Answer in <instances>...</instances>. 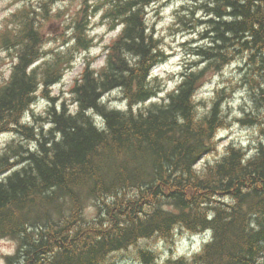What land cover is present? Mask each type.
I'll return each instance as SVG.
<instances>
[{
  "label": "trees",
  "instance_id": "obj_1",
  "mask_svg": "<svg viewBox=\"0 0 264 264\" xmlns=\"http://www.w3.org/2000/svg\"><path fill=\"white\" fill-rule=\"evenodd\" d=\"M159 2L95 0L77 15L72 37L80 50L93 42L87 35L93 12L104 9L101 18L111 29L120 23L125 28L108 47L103 66L86 67L71 103H57L47 87L61 80L73 50L53 51L37 64L44 37L33 23L20 22L11 37L18 58L0 86V134L17 137L0 154V239L20 242L10 264H108L132 248L139 263L161 264L145 242L208 227L213 237L201 252L165 264H264V138L253 152L232 143L218 160L198 168L217 150L218 132L230 125L222 101L229 88L216 92L206 114L193 99L206 74L242 60V82L258 114L240 122L260 126L264 134V0H191L179 19L192 34L188 55L197 59L163 99L159 78L148 77L166 55L145 23L148 8ZM11 44L5 39L6 47ZM123 51L140 57L137 67L129 66ZM43 86L47 110L22 123ZM117 88L127 110L100 103ZM91 202L94 219L85 215Z\"/></svg>",
  "mask_w": 264,
  "mask_h": 264
},
{
  "label": "rangeland",
  "instance_id": "obj_2",
  "mask_svg": "<svg viewBox=\"0 0 264 264\" xmlns=\"http://www.w3.org/2000/svg\"><path fill=\"white\" fill-rule=\"evenodd\" d=\"M37 2L38 0H0V29L4 26L5 23V12H8V14L11 12L9 11V9L13 8L15 4H21L22 6H24L25 4H27L28 2ZM173 2H177V0H168L166 2H164L163 4H160V7L157 9H153L152 10V15L154 17L153 22L151 24V28H152V33L153 35L157 36L160 39V45H164V47L167 48L169 55L167 56V58H165L163 60L162 63H160L158 67L162 66L165 63H168L170 60L174 59L177 55H179L180 53H183V57L182 60L179 63V66L181 68H183V65L188 61V55L186 54V48L189 45L186 41V39H184V36H187L188 34H185V32H181L180 27H184L183 26V22L180 21V26L179 28L176 29V27H171V25H169L166 29H160L158 27V25L160 23H162V21L164 20V17L160 16V11L167 7L169 4L173 3ZM69 7L67 10V13L71 14V12H76V5L77 4H81V0H69ZM181 7V4H180ZM179 7V8H180ZM80 9V7H79ZM78 9V10H79ZM177 9L173 10L172 15L175 16ZM98 13H95L94 16H92V18L95 17V15ZM149 15V14H148ZM177 17V16H176ZM186 17V16H184ZM62 18L58 19V20H54L52 19L50 22V26L49 28H45L47 32H49V37L52 38V43L53 45H55V47L53 48H57V47H61L64 42H63V38L61 37L62 34L65 33L64 31V27L65 24H62ZM177 21V20H176ZM188 21V20H187ZM105 21L103 20V23ZM189 22V21H188ZM100 18V21L98 22L97 25H93V28H95L96 26H100L103 24ZM190 23V22H189ZM176 24V22H175ZM111 30V27L108 25V31ZM164 31L166 33L167 36L172 37L171 42L165 44L164 43V37H160L158 36V32L160 31ZM114 31V30H112ZM58 36V37H57ZM107 37V33L103 34V35H99V38L94 37L95 38V42L93 43V46L90 48V50H83V51H79L73 62L72 65L67 69L65 75L68 76V81L67 82H62L64 81V77L62 78V80L59 82L61 84V87L59 89V95H52V90L53 87L47 88L48 92L47 94H49V96L51 95V97H57V102L62 104L64 102L67 103H71L72 100V94L70 92L71 86L73 84V82L75 81L76 78L80 77L82 71H83V67L85 65V63L89 60V58L91 60H94L95 62H92L93 64H96L97 67L101 66L104 61H105V45L108 43H104L105 38ZM177 37L179 38V40L177 39ZM188 37V36H187ZM110 41H112L111 38H109ZM186 41V42H185ZM189 42V41H188ZM173 45H175V48H179L180 49V53H177V51L175 50V48L173 47ZM93 47H101V53L96 55V56H92L91 55V49ZM15 51V47L12 48L11 50H8L4 47H2L0 45V52H3L6 54L5 55H0V85L4 82H6L5 80H7V78H9L10 75H8L6 77L5 73L8 70V66H11V71L13 68V61L15 59L16 61V53ZM81 52L85 53V55L81 56V63L77 64L75 63L76 57L80 56ZM103 61V63L101 64L100 62ZM242 63V64H239ZM243 61H236L234 64H231L229 66H227L224 71L221 72H209L208 74H206L205 79L203 80L201 86L199 87V93L201 95V101L200 105H201V109H207V103L212 99L213 94L216 93V91H219L220 89H222V87L224 88V90L226 89V87L228 86V84L233 85V83L235 84V91L234 93V97L232 100V104L228 103L227 107H228V113L229 115H232V113L235 112H240L239 116H232L231 119V126L228 127L226 130H223V132H225V135L220 136V138L217 141V152L214 154H210L209 158H205L204 161H202L200 163V166L203 168L205 166V164H207L209 161L214 160L215 158L219 157L221 155V146H223V151L225 150V147L229 144H231L232 141H235L237 143H241L240 139H235L234 137H237L239 135L242 134L243 138L246 140V142H244V145H246V147H249V150L251 149L250 146H253V142L255 144H257L262 138H264V134L263 132L260 130V126L256 127V128H251V129H245L242 124L237 120L238 117H243V115L245 114L244 112H248L249 116L252 113H257L258 114V110L256 109V104L253 102V98L252 95L250 94V90L248 87H246L245 82H242V72L244 71L243 69ZM176 66V65H173ZM182 72V71H181ZM176 73V74H166V76L164 77V79H169V82H171V79H175L178 78L180 76V73ZM225 73H227V75H225ZM160 80L161 77H160ZM163 83V80H162ZM207 85V87H205ZM218 87V89H216ZM229 87V86H228ZM227 87V88H228ZM211 89V96L207 95L208 90ZM216 89V91H215ZM67 92V95L65 94ZM163 94L162 95H166L167 94V90L164 87L163 89ZM236 92V93H235ZM238 92H243L244 95L237 97V93ZM204 95V96H203ZM45 86L42 87L37 95V101L36 104L34 105V108H31V110L29 111V114H27L28 116V120H35V117H40L41 115L44 114V111L47 107V103L45 105V107L41 110V113H37L35 108L39 106L40 101L44 100L47 102V98L45 97ZM49 98V97H48ZM239 99L240 103L237 104L235 106V108H233V104L235 103V100ZM110 103H124L122 101V99L116 96H112L108 99H105ZM204 101V102H203ZM125 107H127V104L125 105ZM143 106H140L139 109H142ZM114 109H118V108H114ZM136 110L138 108H135ZM35 114V115H33ZM11 133H3L0 134V153L4 151L6 145L9 143V141H11ZM251 141V142H250ZM86 213H87V217L88 218H92L96 215L97 213V209L96 206L94 205L93 202L89 203L88 205H86ZM194 237H192L190 234H184L182 236L177 237L176 240H171L170 241H159L158 239H154L150 242H146L145 245L146 246H150L153 249H156L158 251V255L160 256V261H167L170 259H180L181 257H186L189 256V254L191 253L194 244ZM163 243V244H162ZM18 247H19V242L16 239L13 238H4V239H0V264H8V260H7V255H16L17 251H18ZM130 254V255H129ZM169 257V258H168ZM139 264V260H138V256L135 255V249H131L128 252H123V253H119L118 255L113 256L112 259L109 260L108 264Z\"/></svg>",
  "mask_w": 264,
  "mask_h": 264
},
{
  "label": "clouds",
  "instance_id": "obj_3",
  "mask_svg": "<svg viewBox=\"0 0 264 264\" xmlns=\"http://www.w3.org/2000/svg\"><path fill=\"white\" fill-rule=\"evenodd\" d=\"M185 0H177V2H173L171 4H169L167 7L163 8L161 11H160V16L164 17V20L162 21V23H160L158 25V27L160 29H166L169 25H174L175 27H179L178 24H175V21L177 19L176 16L172 15L173 13V10L174 9H179L180 7V4L181 3H184ZM89 3H95V0H89ZM164 3V0H160V4H163ZM188 3H191V0H188ZM160 4H157V3H153L150 5L148 11H149V15L148 17L146 18L145 20V23H147L149 26H151L152 22H153V15H152V10L153 9H157L160 7ZM22 5L21 4H15L13 8L9 9V11H15L16 9H19L21 8ZM33 7H36V4L34 3L33 4ZM69 7V3H68V0H64L63 3H60L59 0L58 2L52 6V12L55 13L58 9H63V8H67ZM79 7H81L80 4H77L76 5V9L78 10ZM39 10V9H37ZM104 13V9H101V11L95 15L94 18H90L91 19V23L88 25V28H89V31L87 32V35L91 38V37H97L99 38V35H103L105 33H107V37L105 38L104 40V43H109L110 40L109 38L111 39H115L121 32L122 30L125 28V24L123 23H120L118 24V26L115 28L114 31H111L109 32L108 31V22L105 21L102 25L100 26H96L95 28H93V25H97L98 22L100 21V18L101 16L103 15ZM181 15H187V13H180ZM5 16L8 15V12H5L4 13ZM198 15H200V13H198ZM67 19V17H65ZM203 18V17H202ZM204 27L206 26H203L201 28L198 29V31H204ZM68 36H71L72 35V31L69 30V32L67 33ZM158 36L160 37H164V43L167 44L169 42H171V39L172 37L170 36H167L166 33L162 30L160 32H158ZM189 37L187 36H184V39H188ZM177 39L179 40V38L177 37ZM204 44H207L208 41H203ZM71 44H75V40H72L70 42V45ZM55 47V45L49 43V44H46L44 45V48L45 49H48V48H53ZM162 48V50L164 51H167V48L164 47V45H161L160 46ZM173 47L175 48V45H173ZM157 49H153V51H156ZM175 50L177 51V53H180V49L179 48H175ZM101 53V47H93L91 49V55L92 56H96L98 54ZM0 55H5V53L3 52H0ZM85 55V53L81 52L80 56H77L76 57V60H75V63L77 64H80L81 63V56ZM122 55L124 57L125 60H127L128 64L130 67H137L138 65L136 64V61H138L140 59L139 56H132L131 53L127 52V51H123L122 52ZM182 57H183V53H180L179 55H177L174 59L170 60L168 63H165L163 64L162 66L158 67V68H155L152 72H151V75L148 77L149 81H152L154 77H161V79L163 80V84L162 86L166 88L167 91H172L173 89H175L178 85H180L182 83V77H178V78H175V79H171V82H169V79H164V77L166 76V74H176V73H179L182 71V68L179 66V63L181 60H182ZM44 59H51V57H45ZM189 59L191 60H195L197 59V57H190ZM15 59L13 61V63H15ZM37 63H40V61H37ZM101 64L103 63V61L100 62ZM173 65H176V66H173ZM94 68L97 67L96 64H93L92 65ZM33 67H35V65H33ZM201 67H203V65H201ZM191 71L193 72H196V71H199V69H196V68H193L191 69ZM11 73V66H8V70L7 72L5 73L6 77L8 75H10ZM225 75H227V73H225ZM68 81V76L65 75L64 77V81L62 82H67ZM81 83H83V81H81ZM61 87V84L60 83H57L54 85L53 87V90H52V95H59V89ZM207 87V85L205 86ZM67 95V92L65 93ZM122 95V91L121 89L117 88L115 91H112V92H109L107 94V96L105 97H102L101 100H100V103L103 104L104 103V100L105 99H108L112 96H116V97H119ZM207 95L208 96H211L212 93H211V89L208 90L207 92ZM237 97L239 96H242L244 95L243 92H238L237 94ZM194 100H200L201 99V95L200 94H197L193 97ZM46 101L44 100H41L40 101V104L38 107L35 108L36 112L37 113H41V110L45 107L46 105ZM127 101H125L124 103H110L108 104V108L111 109V108H118V109H125V105H126ZM240 103V100L239 99H236L235 100V103L233 104V108H235V106L237 104ZM57 107H59L57 105ZM208 108L210 109L211 108V105L209 104ZM72 110L73 112H75V105H73L72 107ZM208 111V109H199V112L201 114H206ZM42 114V113H41ZM89 115H93V113L91 112V110L89 111ZM232 115L234 116H239L240 115V112H233ZM197 119H199V116L197 117ZM96 121H97V124L100 128H103L104 127V122L103 120L100 119L99 116L96 117ZM23 122H30L28 120V116H27V113H25V117H24V120L22 121ZM183 122V121H181ZM219 135L223 136L225 135V132L221 131L219 133ZM57 138H59V136H57ZM235 139H240L242 143L246 142V140L243 138L242 134L237 136V137H234ZM32 149L33 150H36V144H32L31 145ZM225 153L223 152V146H221V155H224ZM249 156L252 155V153H248ZM217 159H219V157H217ZM209 238V234H206L205 235V239H208ZM195 239V237L193 238ZM193 251H199V241H197V244L193 246Z\"/></svg>",
  "mask_w": 264,
  "mask_h": 264
},
{
  "label": "bare ground",
  "instance_id": "obj_4",
  "mask_svg": "<svg viewBox=\"0 0 264 264\" xmlns=\"http://www.w3.org/2000/svg\"><path fill=\"white\" fill-rule=\"evenodd\" d=\"M98 1H99V0H98ZM194 3H195V2H194ZM100 5H101V4H100ZM88 8H89V7H88ZM195 9H196V8H195ZM188 20H189V19H188ZM203 22H204V21H203ZM87 24H88V22H87ZM23 26H24V25H23ZM184 26H185V25H184ZM30 27H31V26H30ZM30 27L28 26L27 28H30ZM24 28H25V27H24ZM178 28H179V27H178ZM30 30H31V29H30ZM148 30H149V29H148ZM37 32H38V31H37ZM75 32H76V31H75ZM187 36H188V35H187ZM50 37H51V36H50ZM57 37H58V36H57ZM149 38H150V37H149ZM41 39H42V38H41ZM113 40H114V39H113ZM156 41H157V40H156ZM31 42H32V41H31ZM208 42H209V41H208ZM77 45H78V44H77ZM81 45H82V44H81ZM206 45H207V44H206ZM201 46H202V45H201ZM191 48H192V47H191ZM163 53H164V52H163ZM55 54H56V53H55ZM164 55H166V54L164 53ZM65 57H66V56H65ZM71 57H72V56H71ZM187 57H188V56H187ZM108 58H109V57H108ZM164 58H165V57H164ZM164 58H163V59H164ZM65 59H66V58H65ZM163 59H162V60H163ZM46 61H47V60H46ZM69 61H70V60H69ZM41 63H42V62H41ZM43 63H44V62H43ZM106 64H107V63H106ZM194 64H195V63H194ZM205 65H206V64H205ZM207 65H208V64H207ZM210 65H211V64H210ZM65 68H66V67H65ZM82 78H83V77H82ZM185 78H186V77H185ZM40 81H41V80H40ZM7 82H8V81H7ZM7 82H6V83H7ZM43 83H44V82H43ZM76 83H77V82H76ZM159 83H160V82H159ZM75 87H76V86H75ZM75 87H74V88H75ZM47 88H48V87H47ZM135 89H136V88H135ZM135 89H134V90H135ZM134 90H133V91H134ZM203 96H204V95H203ZM52 99H53V98H52ZM201 103H202V102H201ZM80 107H81V106H80ZM225 111H226V110H225ZM127 112H128V111H127ZM254 115H255V114H254ZM44 119H45V118H44ZM107 129H108V128H107ZM209 137H210V136H209ZM250 142H251V141H250ZM11 146H12V145H11ZM211 147H212V146H211ZM47 193H48V192H47ZM64 201H65V200H64ZM82 207H83V206H82ZM165 213H166V212H165ZM170 214H171V213H170ZM30 217H31V216H30ZM29 222H30V221H29ZM31 222H33V221H31ZM72 236H73V235H72ZM168 237H169V236H168ZM162 244H163V243H162ZM133 246H134V245H133ZM129 255H130V254H129ZM168 258H169V257H168Z\"/></svg>",
  "mask_w": 264,
  "mask_h": 264
}]
</instances>
